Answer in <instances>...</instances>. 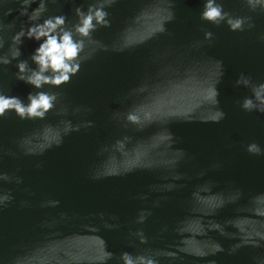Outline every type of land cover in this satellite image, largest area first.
Returning <instances> with one entry per match:
<instances>
[{"label": "water", "instance_id": "1", "mask_svg": "<svg viewBox=\"0 0 264 264\" xmlns=\"http://www.w3.org/2000/svg\"><path fill=\"white\" fill-rule=\"evenodd\" d=\"M85 0H76L84 3ZM203 0H173L175 19L168 22V34L141 38L155 26L154 17H145L129 27V20L142 8L165 7L159 0H118L109 11L110 28H100L94 38L109 46L98 48L71 83L60 89L61 103L46 121H20L9 115L0 121V170L22 177L0 181L13 200L0 209V264H99V239L106 241L115 255L107 264H121L122 251L151 252L156 264H261L260 246L241 245V236L264 233V156H253L245 146L255 140L264 146V114L245 113L236 104L245 90L235 86L240 72L264 79V14L254 16L257 27L251 32L232 33L226 26L215 27L199 19ZM234 11L245 13L241 0H224ZM15 7L14 0H8ZM36 5L34 4L33 7ZM72 15V0L50 5ZM13 11L5 23L16 20ZM26 18H20L23 20ZM20 20H16L17 29ZM201 27L212 28L217 38L211 44L192 48L203 38ZM127 47L123 51L111 48ZM37 42L25 39L21 59H28ZM96 45H87L85 56ZM223 61L219 84V106L226 117L220 123L202 120L213 106L204 99L207 83L216 77L214 60ZM15 62H13L14 65ZM13 65L0 70V82L15 95L25 97L32 86L16 80ZM148 85L145 92L136 91ZM47 87V86H46ZM167 91L178 113L193 117H170L166 123L154 121L142 129L125 126L123 114L133 105L147 101L149 92ZM91 107L90 113L73 107ZM67 108L73 123L93 120L94 126L81 128L64 137L63 143L43 154L25 155L20 137L41 136L48 124L63 116ZM120 113L119 117L115 114ZM167 128L175 142L165 150L152 138ZM54 134L51 130L47 135ZM130 137L124 151L146 154L135 163L112 148L115 140ZM106 149V150H105ZM175 149L185 153L175 166L166 163ZM15 153V155H12ZM115 155L116 160H109ZM39 163L41 166L36 167ZM119 167L118 175L93 178L106 167ZM179 176V179L174 178ZM173 185L168 188L167 185ZM48 200H59L56 206ZM27 201L26 204L22 203ZM141 210L144 222H138ZM142 231L147 242L135 235ZM214 242L224 251L211 253ZM208 250V254L198 253ZM174 254V255H173Z\"/></svg>", "mask_w": 264, "mask_h": 264}, {"label": "clouds", "instance_id": "2", "mask_svg": "<svg viewBox=\"0 0 264 264\" xmlns=\"http://www.w3.org/2000/svg\"><path fill=\"white\" fill-rule=\"evenodd\" d=\"M14 2L15 7L9 6L8 0H0V70L7 72V66L13 65L15 62L13 65L16 69L13 73L15 79L32 86L33 91H29L22 98L13 94L4 82H0V121L6 119L10 114L20 121H46L49 113L57 109L62 98L60 92L49 89H60L63 85L71 83L72 78L81 71L85 61L90 60L98 48L104 51L109 50V46L95 39L93 34L100 28L111 27L112 18L109 9L117 4L118 0H85L84 3H76V0H72L71 18L63 11L50 9V5H60L61 0H14ZM159 2L166 6L141 7L128 21L129 27H131L145 17L155 18V26L147 36L141 38V42L145 39H151L157 34L171 35L166 25L175 19L173 0H159ZM34 4L35 7H33ZM241 5L247 10L245 13L234 11L227 6L224 0H203L199 19L215 27L226 26L232 33L251 32L257 25L254 16L249 13L264 14V0H241ZM13 11L18 13L16 20L26 18L20 20L18 29L16 20L5 23V17ZM201 31L203 38L194 41L191 45L192 48H199L216 40L217 34L212 28L201 27ZM260 38L264 39V35H261ZM25 39L34 40L37 42V46L28 59H21V46ZM86 44L97 46L92 48L88 56L84 55ZM125 47H127L126 44L121 48L113 47L111 50L123 51ZM214 63L217 68L216 77L207 83L204 97L213 106V110L201 119L220 123L225 119L226 113L219 106L220 93L217 85L224 74V67L223 61L220 59H215ZM234 83L236 87L245 90V94L236 101L239 109L245 113L264 114V79H255L251 75L240 72ZM147 90L148 85L146 84L136 89L139 92ZM172 105L173 102L168 98L167 91L149 92L146 102L133 105L123 114L125 126L131 124L142 129L154 121L166 123L170 117L178 116L186 120L193 118L190 115L191 112L178 113ZM73 111L90 113L92 109L91 107L76 105L73 107ZM56 115L63 116L65 119H61L55 124L46 125L41 136L37 137L33 133L19 138L18 145L25 155L43 154L53 146L59 147L65 136L72 132H78L81 128H91L95 123L91 119L73 123L72 119L69 118L67 108L56 112ZM120 115V113L115 114L116 117ZM51 130H54V134L47 135ZM152 138L158 139L160 144L164 145L165 150L171 149L175 142L174 134L167 128ZM130 139V137L124 136L116 139L112 145L115 152L135 161L131 166L123 167V171H130L134 165H139L142 162L144 166L150 167L152 162L145 160L146 154L134 150L132 152L124 151ZM245 150L253 156H264V146L255 140L249 141ZM184 155L182 149H175L166 163L175 166ZM109 160H116L115 155L110 156ZM40 166L39 163L36 164V167ZM120 172L121 168L119 167L107 166L103 172H96L93 178H99L102 175H118ZM174 178L179 179L180 177L177 175ZM13 179L17 184L22 182V177L10 175L8 172L0 170V181ZM167 187L171 188L173 185L169 184ZM12 200L11 191L0 187V209L7 207ZM22 203L26 204L27 201ZM59 203V200L47 201V204L51 206H56ZM149 214L141 210L138 222H144ZM135 235L141 244L147 242L142 231H137ZM261 241H264V233L245 234L241 236L240 243L233 245L230 251L235 252L241 245L260 246ZM222 251H224L223 246L219 242H214V247L210 252L214 254ZM208 252V250H202L198 255L205 256ZM114 255L112 251L108 250L106 241L100 238L98 254L95 255L96 261L99 264H107ZM118 260L121 264H156L151 252L133 254L129 251H122ZM13 264H24V262L18 258ZM261 264H264V261Z\"/></svg>", "mask_w": 264, "mask_h": 264}]
</instances>
